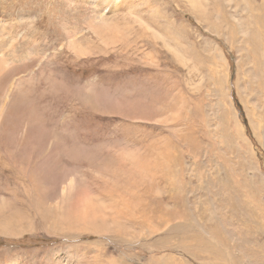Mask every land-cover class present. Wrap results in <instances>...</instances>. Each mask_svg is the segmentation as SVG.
Returning a JSON list of instances; mask_svg holds the SVG:
<instances>
[{
	"label": "rangeland",
	"instance_id": "374dc122",
	"mask_svg": "<svg viewBox=\"0 0 264 264\" xmlns=\"http://www.w3.org/2000/svg\"><path fill=\"white\" fill-rule=\"evenodd\" d=\"M0 264H264V0H0Z\"/></svg>",
	"mask_w": 264,
	"mask_h": 264
}]
</instances>
